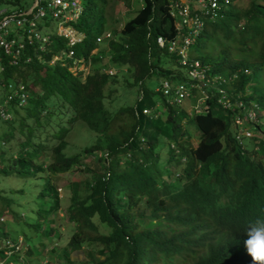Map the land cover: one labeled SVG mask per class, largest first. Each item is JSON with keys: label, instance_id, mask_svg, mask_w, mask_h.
I'll use <instances>...</instances> for the list:
<instances>
[{"label": "trees", "instance_id": "obj_1", "mask_svg": "<svg viewBox=\"0 0 264 264\" xmlns=\"http://www.w3.org/2000/svg\"><path fill=\"white\" fill-rule=\"evenodd\" d=\"M115 1L140 7L99 44L96 39L107 34L106 8ZM82 6L81 16L68 23L84 35L79 43L70 47L53 36L44 52L27 49L30 63L6 67L2 76L6 86L23 83L29 98L21 108L9 107L10 120L0 118L7 130L0 149L20 139L15 154L3 159L0 152V176L40 177L44 183L37 194L40 204L31 209L34 222L24 220L14 211L15 201L0 192L4 218L22 227L14 237L0 222V264H28V258L43 257L48 245L51 253L58 251L54 216L61 199L51 176L69 171L83 174L86 195L79 198L80 183H71L65 217L73 228L62 249L67 260L86 249L98 255L95 264H264V0H231L189 50L202 67L225 79L223 89L235 95L233 101L242 102L245 109L235 114L254 113L245 120L249 137L235 124L234 113L216 102L219 91H209V108L198 114L183 109L187 98L198 96L196 90L180 103L173 101L175 89H188L190 78L179 56L156 44L158 36L172 38L175 32L164 0H82ZM70 48L73 58L50 63ZM104 57L118 70L114 75L101 65ZM123 69L128 76L122 73L120 80ZM151 80L157 85L146 89ZM121 81L135 101L114 109L105 100ZM164 83L171 87L169 95L162 92ZM78 121L95 139L67 155L66 138ZM186 123L195 126L196 141ZM46 142L52 144L48 165L42 163ZM19 238L28 246L25 257L21 246L4 245H17Z\"/></svg>", "mask_w": 264, "mask_h": 264}, {"label": "built area", "instance_id": "obj_2", "mask_svg": "<svg viewBox=\"0 0 264 264\" xmlns=\"http://www.w3.org/2000/svg\"><path fill=\"white\" fill-rule=\"evenodd\" d=\"M168 8L169 15L175 20L174 35L172 38L158 36L156 44L159 48H166L170 54L179 56V64L185 67L190 78L189 88L177 87L174 91L173 101L180 103L183 97H191V90H196L200 96L203 107H195L193 114L207 111L210 99L209 91H219L222 93L216 102L227 111L234 113L235 124L239 126L242 133L251 136L250 127L245 125V120L254 118V113L248 111L240 117L235 112L243 111L245 108L242 102L233 101L235 95H228L223 89L226 83L220 74H213L209 67H202L199 61L190 56V46L195 42L200 32L204 29L207 22H215L220 13L229 6L231 0H164ZM83 11L80 0H36L35 7L30 11L24 9L11 10L0 9V89L6 91L3 103L0 105V118L4 121L11 119L9 107L16 106L21 108L28 102L29 93L23 83H16L6 86L2 84V76L6 67H18L21 64L30 63L32 57L27 52L28 48H33L42 53L46 45L51 40V36L43 37L41 32L47 22L59 21L55 36L63 37L68 46L72 47L79 43L83 34H79L68 23L77 20ZM110 37V33L97 38V43ZM74 52L70 48L61 51L54 56L51 64L61 58H73ZM74 70L76 67L73 68ZM111 73V72H110ZM235 79V77H234ZM171 87L164 83L162 92L164 95L170 94ZM243 109V110H242ZM150 110L144 111L149 114ZM190 112V110H189ZM191 113V112H190ZM239 138V137H238ZM241 141V140H239ZM173 147V146H172ZM21 243V241H19ZM9 248L19 249L15 243L4 244ZM17 248V249H16Z\"/></svg>", "mask_w": 264, "mask_h": 264}, {"label": "rangeland", "instance_id": "obj_3", "mask_svg": "<svg viewBox=\"0 0 264 264\" xmlns=\"http://www.w3.org/2000/svg\"><path fill=\"white\" fill-rule=\"evenodd\" d=\"M33 0H0V9L7 8L11 10H17V9H24L26 10L28 7L30 8L32 6ZM82 0H80V3ZM247 2V1H246ZM140 7V4L137 2H133L131 7L126 6L122 1H115V2H109L108 6L105 11V20H106V31L107 33H110V37L106 39H110L113 36L112 31H119V29L122 27L123 23L132 18L137 8ZM28 8V9H29ZM59 26V21L54 20L52 22H47L44 25V30L41 32V36L48 37L55 36V31H57V28ZM110 31V32H109ZM112 35V36H111ZM101 40V43H104L105 40ZM95 52V51H94ZM109 53V50H107ZM108 57H104L102 59L101 65L106 69H111L110 62ZM166 57L162 56L163 62L166 61ZM108 67V68H107ZM88 70V69H87ZM86 70V71H87ZM74 71V69H73ZM118 70L116 68L111 69V73L109 71V74L114 75ZM124 77L128 76V73H126V70H122L121 73H118L119 77L118 79L122 80L123 75ZM131 82V81H130ZM122 84V86L120 85ZM118 84L116 87H114L115 92L112 94V96L109 98L107 97L105 100L106 105H111L114 109H117L119 105H132L135 101V97L132 95H129L128 92L131 89L130 87H127L123 81ZM157 85L156 80H151L148 82L145 87L146 89H153ZM137 92L136 88L132 90V94L135 95ZM6 91L3 89H0V105L4 101V95ZM128 96V97H126ZM153 101H156V107L158 110H163V105L160 103V97L155 96L153 98ZM195 107H203V104L200 102V96H196L194 98H187L184 101L183 109L187 112L190 110V112L193 114V109ZM24 114L19 115L18 117H22ZM26 124L32 125V120L28 119L26 121ZM15 129L19 127V124L15 123L14 125ZM6 125L1 123L0 120V136L2 132H6L5 130ZM186 129L188 130L189 134L191 135V139L193 141H196L195 134H196V128L192 123H186ZM38 133L37 131H35ZM25 135V134H24ZM24 135H20L21 137H25ZM95 135L89 129L87 128L86 124L82 121H78L74 124V129L70 131L68 137L66 138L67 141V148L64 150V153L67 155H73L81 152L85 146L91 145L94 142ZM20 139H15V141L11 143H4L1 145L0 152L3 153V159H7L12 154H15V152L18 150V147H16L17 142ZM47 148L44 151L46 158L43 159V164L48 165L50 162V159L47 158L51 155L50 153V146L52 145L49 142H46ZM161 145H165L164 142H160ZM45 146V145H44ZM166 145L163 149L162 153H165L168 148ZM97 157V156H96ZM0 166H2V163H0ZM1 168V167H0ZM84 180V176L79 171H69L66 173H60L56 175L51 176V181L55 184L57 188V192L59 194V197L61 199L60 203V210L55 213L54 219H55V229H56V237L59 240L57 243L58 251L56 253H51V247L52 245H48V247L44 250L43 257L42 256H35V258H28V264H70L68 260H70L71 264H78L79 262H83L86 260H90L92 263H96L98 261V255L92 254L86 249L82 250V253H74L70 254L68 260L64 257L67 254L62 249L67 244L70 236H71V229L72 224L68 222L66 219V210L70 206V197H71V191H70V185L73 182H78L81 185V189L79 190V198H83L86 193L82 189V184ZM44 180L40 177H29V178H19L14 176H0V192L8 193L5 195L7 198H11L12 201H15L14 211L21 214V217L27 222H34L36 220V214H34L31 209H35V206H38L40 204V201L37 197L38 192L41 190V187L43 186ZM22 190L21 193H16L17 191ZM5 205L3 204V198L0 197V222L7 226L9 229V232H11V236H18L19 231L22 230L21 225H17L11 220V217L5 219L7 213L5 211ZM2 211V212H1ZM3 216V219L1 217ZM147 222H149L147 220ZM0 223V226L2 225ZM46 225L48 223L46 222ZM105 233L108 232V230H103ZM28 232V231H26ZM22 234V233H21ZM18 241H21V238L18 239ZM34 244H37V242H34ZM18 247L21 246L22 255L21 257H25L24 251L27 250V244L26 243H17ZM38 247V246H36ZM17 249V248H16ZM46 252V253H45ZM7 256H11V252L6 253ZM68 255V254H67ZM26 260V259H25ZM66 260V261H65ZM24 264V262H23Z\"/></svg>", "mask_w": 264, "mask_h": 264}, {"label": "water", "instance_id": "obj_4", "mask_svg": "<svg viewBox=\"0 0 264 264\" xmlns=\"http://www.w3.org/2000/svg\"><path fill=\"white\" fill-rule=\"evenodd\" d=\"M36 0H33L32 6L27 10V12H30L35 7Z\"/></svg>", "mask_w": 264, "mask_h": 264}]
</instances>
